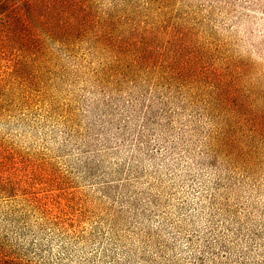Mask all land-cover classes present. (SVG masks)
I'll list each match as a JSON object with an SVG mask.
<instances>
[{
	"label": "rangeland",
	"instance_id": "rangeland-1",
	"mask_svg": "<svg viewBox=\"0 0 264 264\" xmlns=\"http://www.w3.org/2000/svg\"><path fill=\"white\" fill-rule=\"evenodd\" d=\"M0 264H264V0H0Z\"/></svg>",
	"mask_w": 264,
	"mask_h": 264
}]
</instances>
